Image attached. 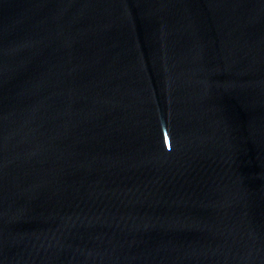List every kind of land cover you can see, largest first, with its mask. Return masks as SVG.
Here are the masks:
<instances>
[{"label":"water","instance_id":"1","mask_svg":"<svg viewBox=\"0 0 264 264\" xmlns=\"http://www.w3.org/2000/svg\"><path fill=\"white\" fill-rule=\"evenodd\" d=\"M0 264H264V0H0Z\"/></svg>","mask_w":264,"mask_h":264}]
</instances>
